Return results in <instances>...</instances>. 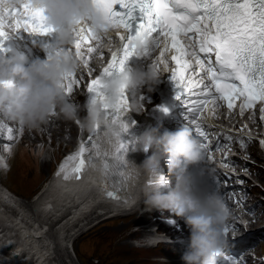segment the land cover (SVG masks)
Segmentation results:
<instances>
[{
  "label": "snow or ice",
  "instance_id": "6c2138e0",
  "mask_svg": "<svg viewBox=\"0 0 264 264\" xmlns=\"http://www.w3.org/2000/svg\"><path fill=\"white\" fill-rule=\"evenodd\" d=\"M5 2L0 0V5ZM92 3L103 13L107 25L122 29L123 33H118L116 37L119 49L111 53L107 66L100 76L91 80L87 89L92 94L89 104L99 103L103 106L104 122L97 124L96 130L90 133L87 143L81 145L77 153L65 159L58 175L63 173L66 180L73 176L80 179L87 165L96 166L95 156L103 163L105 175L113 180L115 191L108 192V197L119 198L117 193L131 175H126L125 170L126 157L133 150L136 140L129 139L130 128L135 122H129L127 91L122 90L120 99L110 104V98L104 92V82L113 73H122L130 57L148 55L149 44L141 54L133 47L134 40L141 34L150 38L149 43L155 45L156 52L159 50L160 61L153 66H163L167 72V54L171 53L170 59L175 67L171 70L170 78L178 90L177 99L186 109L188 130L198 138L204 159H212L208 145L204 142L208 139L205 126L201 123V115L209 106L215 112L223 102L231 114L239 100L240 115L243 116L246 110L254 111L259 104L260 120L264 122V0H92ZM43 12V9L30 10L28 4L0 10V52L4 51L3 41L9 36L5 31L6 21L16 29L15 33L21 28L24 32L41 37L54 32L55 29L48 24ZM93 41L95 45L87 47L88 57L85 58L82 45H92ZM101 41L102 37L85 23L81 25L72 45L56 52L51 48L48 60L59 55L60 51H66L73 53L83 68H88L92 54H99ZM83 75L81 72V79ZM88 75L91 76L90 69ZM78 83L76 73L67 78L65 98L72 93L73 85ZM192 89L198 91L192 92ZM5 127L0 122V132H4ZM106 128L111 129L114 137L111 158L100 141ZM19 131L22 134L23 129ZM6 139H15L10 127L6 128ZM233 139H239L242 148L247 146L244 138L227 136L228 141ZM259 143L264 147V140ZM4 147L11 151V145L6 144ZM222 164L228 166L226 161ZM0 167H7L2 160ZM164 181L159 176L152 183L162 187ZM219 183L217 178V191ZM166 222L174 227L178 225L175 219ZM228 231L227 226L226 235ZM220 257L226 264H238V258L224 251L215 259Z\"/></svg>",
  "mask_w": 264,
  "mask_h": 264
},
{
  "label": "clouds",
  "instance_id": "9594fccd",
  "mask_svg": "<svg viewBox=\"0 0 264 264\" xmlns=\"http://www.w3.org/2000/svg\"><path fill=\"white\" fill-rule=\"evenodd\" d=\"M28 4L30 10L43 9L48 24L55 29L57 42L53 52L69 48L81 25L87 23L102 41L100 47L115 53L120 44L112 39L120 29L107 25L101 11L92 0H6L0 10L20 8ZM150 38L141 34L133 47L138 54L149 44ZM160 54L151 61L147 70L140 68L123 73L119 78L104 82V92L110 98L109 103L115 104L120 99L122 90L127 91L130 100L129 108L139 113L144 105L140 89L151 92L158 83L165 67H157ZM11 61L0 54V114L5 119L18 123L23 127L34 129L46 123L55 113L65 120L79 122L87 132H94L97 124H103L102 105L88 104L86 115L81 117L79 109L68 102L64 95L67 78L80 69L81 65L73 53L60 51L51 60L36 61L28 67H10ZM11 78H18V87L8 84ZM113 134L106 128L100 141L103 149L111 155L114 151ZM149 149L162 150L168 157L170 173L182 180L190 165L203 163L200 143L187 129L176 132H165L160 135L156 131L143 133L135 144L132 152L147 153ZM159 157L156 152L148 156L140 165L132 161L126 163L128 174H157ZM99 170V166H97ZM205 172L206 169L204 168ZM146 208L157 211H170L182 218L190 229L189 244L181 256L183 264H216L215 257L228 247L225 234L231 210L217 192L204 191L194 195L187 189L162 191H144Z\"/></svg>",
  "mask_w": 264,
  "mask_h": 264
},
{
  "label": "rangeland",
  "instance_id": "374dc122",
  "mask_svg": "<svg viewBox=\"0 0 264 264\" xmlns=\"http://www.w3.org/2000/svg\"><path fill=\"white\" fill-rule=\"evenodd\" d=\"M99 59L100 56L94 58L91 66L94 61ZM150 67L148 64L147 68ZM142 90L147 91L146 88H142ZM72 97L76 98L77 95L73 94ZM78 109L81 117L86 115L80 106ZM58 117L61 118V116L52 115L46 123L34 129L23 127L7 119H0V122L6 126L5 131L0 132V160L7 166L6 168L0 167V183L15 193L24 206H27L26 208L30 209L38 198L41 200L45 194L47 195V185L52 180L57 163L69 155L75 146L78 135L76 127L71 120L63 118H61V130L55 128L56 135L58 136L59 132L61 134L52 142L51 125L53 120H59ZM8 127L13 129L14 140L6 139V128ZM69 127H71L70 131H68ZM21 128L23 129L22 134L19 131ZM66 137H68L67 142L65 141ZM6 144L11 145V151L4 147ZM241 156L244 157V164L247 167V169H243L245 171L242 170L243 178L253 192L252 200L260 201V205L255 208L257 213L255 217L247 218H252L253 221L249 222L246 229L249 232L259 231L257 233H261L264 232V160L254 144L243 151ZM142 175L144 174H141L139 178L142 179ZM41 189H43V193ZM97 211L104 213L99 214ZM90 213L93 214L81 218L83 220L79 219L82 225L78 220L74 230H67L68 239L58 242L56 239L49 247L50 253L53 254L51 256L52 264H165L158 258L169 256L170 259H173L174 254L182 249V246L172 243L148 248L141 246L140 238L146 234L144 231L136 232L133 229L139 221L146 223L148 217L139 212H120L117 207L115 209L107 205ZM240 219V216L237 217V220ZM61 225L58 223L54 226V237L59 236L56 235V230ZM122 226L123 228H121ZM131 233L136 234L130 236ZM242 234L247 235L248 233L242 231ZM164 245H170V248L167 249ZM255 251L259 255H264V240L256 247Z\"/></svg>",
  "mask_w": 264,
  "mask_h": 264
},
{
  "label": "bare ground",
  "instance_id": "6f19581e",
  "mask_svg": "<svg viewBox=\"0 0 264 264\" xmlns=\"http://www.w3.org/2000/svg\"><path fill=\"white\" fill-rule=\"evenodd\" d=\"M77 72L80 75L81 71L78 70ZM158 83L159 84H156V87H154L157 91L160 90L161 86L160 81H158ZM146 92H148L149 95H152L153 90L151 92ZM147 107H149V105L145 108ZM209 112H213L211 106L205 109L204 114ZM207 116H209V114ZM145 117H147V115H145ZM61 118L58 117L57 119L59 120L52 121L53 124L51 125L50 130L52 142L61 134V132H59L61 130ZM4 119L5 118H2V120ZM147 120H149L148 117ZM149 126L150 124H144L146 129ZM55 128H58L59 130L58 136L56 135ZM146 129L142 131L141 135L146 132ZM70 130L71 127H69L68 131ZM84 131L80 133L81 140L88 137L91 133ZM76 132L78 134L77 127ZM68 137H66L65 141H68ZM134 138L137 139L136 137ZM70 140L72 141V137ZM151 154L152 153L147 155L143 152L130 151L126 159L134 162L136 165H140ZM111 155H109V158H111ZM214 155L219 156L221 153L216 152ZM69 156L70 154L64 158L63 162ZM95 160L96 166L92 167L89 165L88 168L83 171L80 180H74V176L66 180L63 173L58 175L57 173L61 168V165H58L59 168H56L50 184L47 185V195L45 194V197L43 199L41 198V200L38 198L37 202L30 209L26 208L27 206H24L18 196L6 185L0 183V264H52L51 256L53 254L50 253L51 250L49 251V247L56 239H58L56 240L57 242L62 241V239H68L69 234L67 233V230H74L78 220L88 214H93L90 213L91 211L95 212L96 209L106 207L107 205L108 207L111 206V208L115 209L116 207L118 208V206H130L131 202L135 200L137 201L138 199V189L141 187L140 181L147 180L152 176L144 174L142 175V179L139 178L140 175L133 176L128 183V189L131 192V196L127 198L126 202L114 200L106 196L102 191V188L106 187L104 165L98 158L95 157ZM97 166H99V170ZM125 172L127 175V168ZM143 187L146 186L143 185ZM41 190L43 193V189ZM97 212L99 214L104 213L102 211ZM143 216H146V214H143ZM240 218L239 221L242 223L247 222V225H249L250 221H253L252 218L247 219L244 215L240 216ZM81 220H79L80 225H82L80 223ZM64 221L66 223H62ZM58 223L62 224L58 230H56V235L59 236L54 237V226L58 225ZM121 228H123V226ZM134 234L136 233H131L130 236ZM147 236V240L150 241L154 239L155 235L152 233L151 236L149 234H147ZM10 244L12 246L8 249L7 246ZM164 247L169 249L170 245H164ZM163 257H167V259L171 260L169 256ZM158 259L162 262L169 261L164 260L166 258L162 257ZM246 261H250V259H247ZM256 264H264V257L256 259Z\"/></svg>",
  "mask_w": 264,
  "mask_h": 264
}]
</instances>
